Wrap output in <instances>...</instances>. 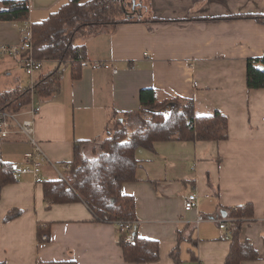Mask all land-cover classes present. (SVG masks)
Segmentation results:
<instances>
[{"label":"crops","instance_id":"1","mask_svg":"<svg viewBox=\"0 0 264 264\" xmlns=\"http://www.w3.org/2000/svg\"><path fill=\"white\" fill-rule=\"evenodd\" d=\"M26 1L28 21L34 24L71 0ZM138 1V21L77 42L86 46L87 61L112 62L117 74L85 66L74 81L66 64L58 94L32 95V103L41 108L36 138L49 160L45 180L69 169L78 143L84 157L94 159L116 119L140 111L142 90L154 89L159 100H192L197 116L220 112L228 118V138L158 142L153 150L136 151V180L122 191L135 199L138 235L160 248L159 261L143 264H225L231 247L225 231L217 222L197 219H226L229 209L247 204L254 217L245 220L241 240L251 242L260 258L242 264H264V89L247 87L250 60L264 56V24L228 18L264 16V0ZM21 27L0 22V45L21 44ZM45 65L52 69H43L36 80L59 67L57 62ZM3 148L7 159L16 150L19 163L31 149L23 136ZM192 194L198 197L197 208L187 212L185 201ZM12 210L23 214L6 221ZM45 234L48 240L42 241ZM0 263L132 264L124 260L115 223L97 221L84 201L49 204L44 186L31 177L0 191Z\"/></svg>","mask_w":264,"mask_h":264},{"label":"trees","instance_id":"2","mask_svg":"<svg viewBox=\"0 0 264 264\" xmlns=\"http://www.w3.org/2000/svg\"><path fill=\"white\" fill-rule=\"evenodd\" d=\"M140 6L141 2L138 0H91L86 3H82V0H71L45 21L32 24L34 58L44 62H57L59 67L42 74L33 90L30 86L18 87L0 94V111L19 112L31 105L32 95L45 99L58 94L63 65L71 67L74 81L79 80L83 63L87 60V52L86 46L79 45L78 40L104 31L111 33L120 24L138 21L135 12ZM128 8L132 11H128ZM29 17L28 1H0V22L23 23ZM228 18L253 19L264 24L263 15H238ZM247 87L249 90L264 89V64L258 66L250 60ZM140 104L138 113L126 115L123 121L116 119L113 128L109 127L108 137L102 142L97 158H85L79 143L76 144L74 160L69 164V169L64 170L65 179L45 180L43 186L46 202L61 205L84 201L97 221H136L135 199L125 195L122 189L126 183L136 180L139 166L136 151L139 148L153 150L158 142H221L228 138V118L220 112L212 116H197L192 100H159L154 89H145L140 93ZM129 120L134 125L133 130L128 126ZM15 181L5 168L0 169V191L3 186ZM228 212V218L232 220L228 223L227 230L231 247L225 264L259 260L260 256L254 245L241 240L245 220L254 217L253 206H238ZM22 214L20 210H12L6 221ZM137 227L132 242H125L122 236L124 260L132 264L159 261V244L141 238ZM173 257L178 260L175 252Z\"/></svg>","mask_w":264,"mask_h":264},{"label":"built area","instance_id":"3","mask_svg":"<svg viewBox=\"0 0 264 264\" xmlns=\"http://www.w3.org/2000/svg\"><path fill=\"white\" fill-rule=\"evenodd\" d=\"M23 41L20 45H0V58L10 56L17 60L22 52L28 53L27 57L21 59L20 62L26 74L31 79L30 87L33 90L36 77L43 69L45 62L34 58L32 53V40L33 29L32 24L29 21H24L20 28ZM252 62L258 66H263L264 56L253 59ZM83 66L90 67L94 70L105 69L117 74L118 71L114 68L112 62H89L84 61ZM41 112V108L32 106L27 110H21L19 112L0 111V169L5 168L7 173L12 175L16 180H20L24 177H31L35 184L43 185L45 182L44 177V165L49 162L48 157L44 153L40 143L36 138V120ZM23 136L28 144L30 150L24 154L23 162L20 164H6L4 161L3 146L9 142L13 137ZM67 169V167H66ZM60 178L65 179V172L56 171ZM198 197L196 195H189L185 201V211L191 212L197 208ZM214 221L219 224V228L225 231V239L229 240L227 234L228 223L231 222L229 218L216 220L207 219L205 216H199L197 222ZM118 226L119 233L124 236L125 242H132L133 233L136 231L137 221H117L115 223ZM48 236L45 234L42 237V241H47Z\"/></svg>","mask_w":264,"mask_h":264},{"label":"rangeland","instance_id":"4","mask_svg":"<svg viewBox=\"0 0 264 264\" xmlns=\"http://www.w3.org/2000/svg\"><path fill=\"white\" fill-rule=\"evenodd\" d=\"M131 10V9H130ZM128 8V11H130ZM20 45V44H19ZM21 57V56H20ZM22 58V57H21ZM20 59V58H19ZM23 59V58H22ZM44 69L47 71L51 70V65H45ZM8 73H11V76L8 75ZM18 84L22 86H27L31 84L30 77L26 74L23 65L21 64L20 60H17L15 58H12L10 56L0 58V91H8L13 88H15ZM36 104L34 103V106ZM119 119V118H118ZM128 126L130 130L134 129V125L132 124V121H128ZM110 128H113V124ZM7 152L3 148V153ZM6 154V153H5ZM9 158L4 155V161H12V164H20L19 162H16V150L9 151ZM99 153H97L98 156ZM94 157V158H97ZM54 176V175H52Z\"/></svg>","mask_w":264,"mask_h":264}]
</instances>
